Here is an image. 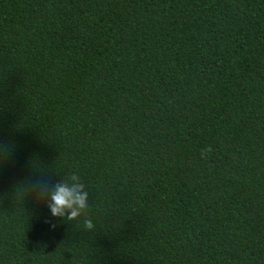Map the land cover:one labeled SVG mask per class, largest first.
Returning a JSON list of instances; mask_svg holds the SVG:
<instances>
[{"label":"trees","instance_id":"obj_1","mask_svg":"<svg viewBox=\"0 0 264 264\" xmlns=\"http://www.w3.org/2000/svg\"><path fill=\"white\" fill-rule=\"evenodd\" d=\"M0 140V264H264V0H0Z\"/></svg>","mask_w":264,"mask_h":264},{"label":"clouds","instance_id":"obj_2","mask_svg":"<svg viewBox=\"0 0 264 264\" xmlns=\"http://www.w3.org/2000/svg\"><path fill=\"white\" fill-rule=\"evenodd\" d=\"M11 147L6 142L0 140V165L10 157ZM45 176L43 172L40 176L29 178L24 185L18 188L21 200H30L38 203L44 198ZM45 206L47 208L48 217L44 218V222L49 224L50 228L55 227L57 218L60 220H74L80 217L89 208V192L85 184L76 173H71L69 182L63 180L54 184L53 189L46 194ZM85 229L93 228L91 219H83Z\"/></svg>","mask_w":264,"mask_h":264}]
</instances>
